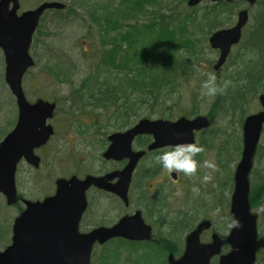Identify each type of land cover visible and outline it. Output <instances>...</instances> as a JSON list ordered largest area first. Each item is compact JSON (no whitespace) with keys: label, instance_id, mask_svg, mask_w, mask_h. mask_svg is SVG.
I'll return each instance as SVG.
<instances>
[{"label":"water","instance_id":"obj_1","mask_svg":"<svg viewBox=\"0 0 264 264\" xmlns=\"http://www.w3.org/2000/svg\"><path fill=\"white\" fill-rule=\"evenodd\" d=\"M203 0H189L195 6ZM220 1V0H211ZM233 1V0H225ZM254 5L257 0H245ZM58 1L44 2L37 8L18 14L19 0H0V48L6 62L5 80L16 98L19 114L16 126L0 142V191L8 204L17 202L16 171L24 158L38 167L41 158L35 153L49 141L54 127L49 123L54 117L56 102L42 98L30 102L23 89V77L34 65L30 54L33 35L43 13L50 8L63 9ZM249 20L248 9L240 11L237 23L230 28L215 31L209 38L211 46L220 50L215 70L227 61L232 46L239 43L243 27ZM263 109L249 115L243 126L244 148L235 173V188L231 211L235 217L228 242L232 250L221 257L219 264H255L258 241L257 214L251 212L248 175L264 124V94L260 96ZM206 116L180 117L176 121L166 119H141L124 132L110 135L111 145L104 152L108 159L129 160L124 169L105 177L76 175L56 181V192L43 201L25 200L27 209L16 219L13 242L0 251V264H89L94 244L122 237L129 240H150L152 226L147 224L140 210L122 217L113 226H100L87 233L79 231V223L87 208V190L91 185L119 195L128 203V191L132 175L139 159L146 150L134 151L133 140L139 135H152L149 150L163 148L180 142H193L195 131L209 126ZM175 172L173 175L175 176ZM118 177L112 184L109 179ZM211 225L202 221L186 239L184 254L179 259L169 257L171 264H210V259L221 253L222 240L214 234L212 242L201 244V231Z\"/></svg>","mask_w":264,"mask_h":264},{"label":"rangeland","instance_id":"obj_2","mask_svg":"<svg viewBox=\"0 0 264 264\" xmlns=\"http://www.w3.org/2000/svg\"><path fill=\"white\" fill-rule=\"evenodd\" d=\"M46 1H62L73 6L74 10L67 12V9L62 13L50 10L45 13L38 32L34 35L30 50L35 59V66L27 71L23 79V87L30 100L43 97L55 100L60 106L51 120L55 127L54 136L46 146L37 151L42 158L40 169L35 171L24 162L20 165L17 175L20 190L27 196L33 195L39 198L45 196L44 193H52L55 190V181L58 177H69L73 173L84 174L94 170L98 166L103 150L100 144L103 136L93 134L95 127L91 124L89 125L90 135L83 136L73 128L69 110H74L76 106L72 99L69 100V96L72 89L77 87L84 78L97 75L94 55L96 54L95 49L98 51L100 45L99 30L95 24L97 21L93 19L90 12H93L95 8L99 9L106 0H20L21 10L35 8ZM201 5H206L205 1ZM185 6L186 2L180 4L182 9ZM109 8L112 10L111 6ZM188 24L191 25L190 22ZM190 27L193 28L194 24ZM211 49L207 50L206 44L200 43L198 50L201 52L202 62L195 76L184 82L181 102L172 107H169L170 105L159 107L157 113L151 115V117H159V113V115H168L175 119L182 114L190 113L191 108L196 104L198 113H211L214 116L212 129L206 135H215L216 141L213 146L204 147L205 151L200 154V160H214L217 165L215 171L202 168L191 177L180 175L179 184H174L166 177L168 171L163 169L155 176L146 179L144 183L146 187H149L151 184L158 185L162 178L163 181L165 179L168 181L167 185L163 186L166 189L167 201H169L168 223L162 225L161 221L159 223L155 220H152V223L156 232L173 240V244H170L172 250L181 249L185 242L188 231L176 229L181 225L182 219L185 224L190 222L193 226L202 219L211 220L212 231L218 233L223 240L233 224L230 211V200L234 188L232 176L241 156L242 128L231 117L219 118L217 116L220 108L215 102V96L203 97L201 95V84L207 79L209 73H214L217 79L223 74L222 71L215 73L212 68L218 53ZM92 54H94L93 57ZM260 109L261 105L257 96L248 104L246 115L258 112ZM17 114L16 100L5 81V60L0 49V140L14 127ZM95 115L98 116L100 127H106L109 132L114 130L112 126H105L108 114L96 112L93 117ZM252 167L251 188L264 179V133ZM205 174L211 177L207 182L202 179ZM156 187L160 190L159 186ZM133 198L135 206L137 196L133 194ZM5 205V198L0 195V251H3L11 242V217L15 213L13 208ZM256 213L259 218V232L264 235V202L257 207ZM210 234L211 231L206 230L201 238L209 241ZM117 244L119 243L108 244V250L113 249ZM119 247L121 253L116 259L109 258L114 264H137V261L141 264L142 262L144 264H164V256L157 249L151 252L152 255H157L156 259H152L145 257L144 250L132 254L127 248ZM100 249L96 250L95 264H103L102 259L105 252ZM258 264H264V249L260 250Z\"/></svg>","mask_w":264,"mask_h":264},{"label":"trees","instance_id":"obj_3","mask_svg":"<svg viewBox=\"0 0 264 264\" xmlns=\"http://www.w3.org/2000/svg\"><path fill=\"white\" fill-rule=\"evenodd\" d=\"M183 2L186 1L106 0L99 9L93 10L100 39L99 50L94 48L96 54L91 55L96 59L97 75L84 78L72 89L69 100L72 99L78 113L89 115L87 117L95 129L99 127L98 124L101 125L98 116L93 117L96 112L108 114L105 126L121 130L131 127L142 117L157 113L159 107H172L181 102L184 82L195 76L202 62L198 50L200 43H205L209 50L208 35L217 28L232 24L238 7L242 5L240 1H222L207 3L201 10L187 6L184 10L180 7ZM67 8V12L74 10L69 4ZM189 22L194 24L193 28ZM222 72L216 81L222 89L215 96L221 111L217 116L231 117L242 126L248 104L264 93V0L257 1L252 23ZM196 114L197 105L194 104L190 115ZM209 116L213 121L214 116L211 113ZM77 120L81 122L79 118ZM85 128L90 129L88 126ZM85 134L90 135L89 131ZM103 134L106 135L105 132ZM215 138L213 135L208 145L212 146ZM142 143L146 144L147 140ZM152 171L155 172L147 176L155 174L157 168L152 167ZM165 197L162 196L159 203L164 209ZM250 201L254 209L263 204L264 179L251 189ZM181 223L183 230L190 228V222L185 224L182 219ZM163 240L167 250L179 253L180 249H171V238ZM117 241L121 243L113 249L105 247L103 264H114L109 258L116 259L121 253L119 246L127 248L132 254L140 251L139 247L144 248L145 257H157L151 252L159 244ZM261 249H264V235L259 234V253ZM137 264L141 262L137 261Z\"/></svg>","mask_w":264,"mask_h":264},{"label":"flooded vegetation","instance_id":"obj_4","mask_svg":"<svg viewBox=\"0 0 264 264\" xmlns=\"http://www.w3.org/2000/svg\"><path fill=\"white\" fill-rule=\"evenodd\" d=\"M242 2H243V4H242L241 8L242 7L243 8L248 7L247 2H245V1H242ZM207 3H209V2L205 1V4H207ZM200 7H203V6L202 5L201 6L198 5L196 7L194 6L193 9L200 8ZM238 8L240 9V7H238ZM239 9H238V11H239ZM53 11H56V13H62L65 10L63 11L60 9L59 10L56 9ZM60 11H62V12H60ZM238 11H237V14H238ZM46 12H48V11H46ZM91 14H92V12H91ZM36 99H38V98H36ZM59 108H60V106L57 103V109L54 113V116L58 112ZM69 112L71 113L72 126L77 132L81 133L83 136L86 135L85 134L86 131H89V133H91V129L85 128V126L89 127V125L91 124L90 118L87 117L89 115L85 116L83 113H80V112L78 113L77 110H69ZM78 118L81 120L80 123L77 120ZM98 126L99 127H97L95 129V131L93 132V134H101L103 136V138L101 137V140H100L101 148H103V150L101 152V157L98 160V166L96 168H94V170L85 172L84 174L75 173V175L79 176L80 178H84L88 174L89 175L91 174V175H94L97 177H105L107 175L121 171L128 164L127 158H125V159H113V158L108 159V158L104 157V152L108 149V147L111 144V142L109 141L110 135H112L116 131H122L124 129L113 130V131L109 132L108 130L101 128L99 124H98ZM53 127H54V125H53ZM104 132L106 133V135L103 134ZM204 132H206V131H204ZM54 134H55V127H54ZM203 136H205V135H203ZM146 140H147V143L143 145L142 142L146 141ZM152 141H153V139L149 135L138 136L134 141L133 148L135 151L144 150V149L147 150L148 146L150 145V143ZM43 147L36 149L35 152L37 153V151H39ZM160 150L161 149L153 150V151H147V153L144 156H142L139 159V161L137 162L136 167H135V171H134V174L132 177V183H131L130 190H129V201H128V203L125 202L124 200H122L117 194H115L111 191H107L103 188H99V187L94 186V185L90 186V188L87 190V198H88L87 209L84 212V214L81 218V222H80V230L82 232L89 231V230H91L95 227L101 226V225H106V226L114 225L122 217H124L126 215H130V214L134 213L136 210L140 209L142 211L143 217L145 218L146 222L152 225L154 235H156L155 234V228H154L155 226L152 223V220H155L159 223L161 221V224L163 223L165 215L160 216L159 213L160 212L163 214L167 213L166 210L168 208L164 209L159 204L160 203L159 200H160L161 196L167 195L166 189L163 188V186L167 185L168 181H167V179H165L163 181V178H162L158 185L154 186L151 184V186H149V187H146L144 185V183H145L146 179L151 178L152 176H155L156 174H158L160 172V170H163L159 165L155 164V162L152 159L154 154H156ZM24 162L26 164H28L30 166V168L34 169L35 171H38L41 167V165L39 167H33L32 165L27 163L24 159H22L18 164L17 175H18L20 165ZM41 162H42V158H41ZM152 167L157 168L156 173L153 174L152 176H147L148 174H152L155 172V171H152ZM17 175H16V181H17ZM166 177L171 180L170 181L171 183L179 184L180 176H177V174H175V176H174L173 172H168L166 174ZM118 180H119L118 177H114L112 179H109V183L114 184ZM156 186H159L160 190H158ZM17 188H18V200H17V202L12 204V205H9V204L5 205L7 207L13 208V210L15 212L13 214V216L11 217V226H10L11 230H12L11 242L13 241V227H14L13 222H14V219L27 209V206L25 204V200H43L47 195L54 193V192H52V193L46 192V193H44L45 196L39 198V196L34 197L33 195H31V196L25 195L20 190L18 182H17ZM133 194L135 196H137L135 206L133 205L135 202V200L133 198ZM0 195L3 198H5V202H6V197L2 193H0ZM208 231H211L210 235H212V233H213L212 229H210ZM156 237L157 238L155 240H152L153 242L158 241L159 238H158V236H156ZM152 241H149V242L140 241L138 243H152Z\"/></svg>","mask_w":264,"mask_h":264},{"label":"clouds","instance_id":"obj_5","mask_svg":"<svg viewBox=\"0 0 264 264\" xmlns=\"http://www.w3.org/2000/svg\"><path fill=\"white\" fill-rule=\"evenodd\" d=\"M217 77L214 73H209L207 79L201 84V95L214 97L222 91L216 84ZM205 151L204 146L198 141L180 142L174 145L165 147L154 154L153 161L162 169L168 172H175L177 176L183 175L186 177L194 176L200 169H210L215 171L217 165L214 160H200L199 156ZM210 175L205 174L202 179L207 182ZM233 227L240 225L234 224Z\"/></svg>","mask_w":264,"mask_h":264}]
</instances>
